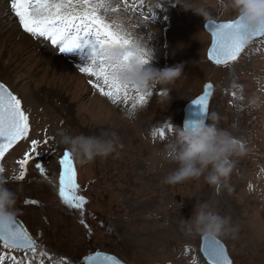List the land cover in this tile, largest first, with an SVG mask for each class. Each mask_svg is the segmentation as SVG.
<instances>
[{
	"label": "rangeland",
	"instance_id": "obj_1",
	"mask_svg": "<svg viewBox=\"0 0 264 264\" xmlns=\"http://www.w3.org/2000/svg\"><path fill=\"white\" fill-rule=\"evenodd\" d=\"M112 3L119 11L110 13L109 20L118 14L125 16L131 36L143 38L153 51V61L146 67L184 68L173 85L154 89L148 102L135 109L132 100L113 104L89 83L94 77L80 71L92 65L91 45L60 53L49 41L25 33L10 0H0V31L11 29L31 44L26 49L0 40V69L29 77L38 86L31 92L24 85L15 88L0 75V82L21 100L31 126L29 139L0 160L3 175L10 177L7 186L17 193L15 219L44 250L67 258L70 264H82L83 257L95 251L113 255L124 264H207L200 252L201 236L189 238L181 230V221L191 218L196 205L206 203L221 216L231 217L238 228L233 235L217 238L232 264H264V37L250 42L230 66L214 65L206 57L210 45L203 28L206 21L183 8L205 7L215 22L234 20L235 13L222 9L216 0ZM44 53L66 69L56 73L55 66H38L36 56ZM29 54L34 56L27 63L24 59ZM205 83L213 85L208 122L212 123L210 116L216 113L217 127L231 131L246 154L231 158L233 171L219 185H210L204 176L164 184V177L177 167L165 156V146L176 139L184 106L201 94ZM253 98H259V107L250 104ZM59 129L85 135L115 132L122 145L115 153L88 164L73 159L81 194L88 200L83 217L58 195V161L66 150L57 143ZM45 138L49 142L41 145L42 153L36 159L46 167L47 178L32 161L23 181L11 179L19 174L16 161L31 140ZM33 200L37 203H27ZM81 218L87 227L80 223Z\"/></svg>",
	"mask_w": 264,
	"mask_h": 264
},
{
	"label": "snow or ice",
	"instance_id": "obj_2",
	"mask_svg": "<svg viewBox=\"0 0 264 264\" xmlns=\"http://www.w3.org/2000/svg\"><path fill=\"white\" fill-rule=\"evenodd\" d=\"M125 4L127 0H124ZM10 7L23 31L36 39L49 41L60 53L72 52L85 46L92 47V65L80 69L89 77L93 88L107 97L113 104L133 101V109L137 105H145L152 93H143L138 89L122 88L109 77V68L102 61L97 62L95 55L98 49L112 46L126 47L132 43L131 34L118 31L110 13L119 11V6H113L112 0H10ZM147 19V18H145ZM208 27L212 34V47L208 58L215 65L230 66L237 61L245 51V29L238 20L222 23H210ZM264 37V24L251 41ZM129 57H125L127 61ZM141 62H144L143 59ZM205 86L204 94L192 102L206 116L209 109V89ZM187 128V127H186ZM31 126L29 115L22 108L21 100L17 98L3 83H0V160H3L9 150L21 141L29 139ZM163 136V132L160 133ZM48 139H32L23 157L16 161L19 174L13 180L23 181L27 174V166L35 161V167L40 175L47 178L46 167L37 161L42 153L41 145H47ZM58 195L61 202L68 208L77 211L83 217L88 200L81 194L78 183L77 168L71 154L65 150L58 161ZM5 171L0 165V173ZM36 204V201H28ZM80 223L87 227L83 218ZM0 264H70L67 258H57L44 250V247L34 239L29 230L17 219H0ZM13 252L24 253L23 257L12 255ZM202 252L207 264H232L225 248L217 239H205ZM82 264H121V261L102 251H95L83 257Z\"/></svg>",
	"mask_w": 264,
	"mask_h": 264
},
{
	"label": "clouds",
	"instance_id": "obj_3",
	"mask_svg": "<svg viewBox=\"0 0 264 264\" xmlns=\"http://www.w3.org/2000/svg\"><path fill=\"white\" fill-rule=\"evenodd\" d=\"M217 5L226 11L235 13L243 28L244 44L247 46L264 24V0H216ZM192 11L205 21H214L211 12L205 7L183 8ZM113 26L120 32L130 34L131 26L125 16L118 14L112 19ZM143 38H133L129 46L104 47L97 50L95 59L109 68V77L122 88L138 89L143 93H152L158 87L173 85L184 73L183 65L163 69L146 67L153 61V51L143 42ZM129 58L125 61V57ZM143 59L144 62H141ZM259 98H253L250 104L260 106ZM212 123L208 120L191 125L176 127V139L170 141L164 149L177 167L164 177L162 183L176 185L190 179L204 176L210 185H219L227 180L233 171V156L245 155L244 145L232 132L217 127L219 116L212 113ZM236 127L235 124L232 126ZM57 143L65 148L79 164L93 162L97 157H107L116 152L118 136L115 132L104 131L99 135L73 134L66 129L56 132ZM4 173V172H3ZM0 173V219L15 218L18 209L17 193L7 185L10 177ZM206 174V175H205ZM11 179H13L11 177ZM181 230L186 237L196 236L217 239L235 234L238 228L233 226L231 217L221 216L210 205H196L192 216L181 221Z\"/></svg>",
	"mask_w": 264,
	"mask_h": 264
},
{
	"label": "bare ground",
	"instance_id": "obj_4",
	"mask_svg": "<svg viewBox=\"0 0 264 264\" xmlns=\"http://www.w3.org/2000/svg\"><path fill=\"white\" fill-rule=\"evenodd\" d=\"M15 32H12L11 29L9 30H1L0 31V40L4 43H6L7 45H17L18 47H22V48H26V49H29L31 47V44H30V41L25 37V38H22L19 34L18 35H14ZM1 43V42H0ZM2 45V44H1ZM25 50V49H24ZM23 50V51H24ZM31 50V49H30ZM8 52H10V50H8ZM32 53L35 54V51H32ZM69 53V52H68ZM43 54V53H42ZM39 55L37 54L36 58H37V61L35 62L38 66H41V65H47L48 67H52V66H55L53 68V72H56V73H60V70L61 69H66L64 65H59L57 61L49 58L47 55ZM72 55V56H71ZM70 57H73V54L71 53ZM34 55L33 54H29L26 56V60L27 63H29V59L30 57H33ZM40 56V57H39ZM72 59V58H71ZM36 60V59H35ZM31 61V60H30ZM52 65V66H51ZM59 65V66H58ZM47 68V67H46ZM56 68V69H55ZM40 70V68H39ZM43 71V70H42ZM42 73V72H41ZM0 75H4L6 76L10 82L12 81L13 84H15V88L16 87H21L22 85L26 86L29 91H34L36 89H38V86L35 85L34 86V81L29 78V77H21L20 75H17V74H14L13 70L10 71V70H5L4 68L0 69ZM43 75V74H42ZM56 77H57V74H54ZM23 76V75H22ZM31 77V76H30ZM34 77V76H33ZM53 77V75H52ZM52 81H54L52 78H51ZM61 83V82H60ZM59 83V84H60ZM62 84V83H61ZM11 87V86H10ZM9 87V88H10ZM17 88V89H18ZM10 90V89H9ZM22 89H20L21 91ZM27 90V89H26ZM59 90V89H57ZM58 92H60L59 94L61 95V91L59 90ZM21 93V92H20ZM15 95V94H14ZM17 95V94H16ZM25 96V95H24ZM25 98V97H24ZM36 101V100H35ZM100 109V108H99Z\"/></svg>",
	"mask_w": 264,
	"mask_h": 264
},
{
	"label": "water",
	"instance_id": "obj_5",
	"mask_svg": "<svg viewBox=\"0 0 264 264\" xmlns=\"http://www.w3.org/2000/svg\"><path fill=\"white\" fill-rule=\"evenodd\" d=\"M210 23H217V22H214V21H211V22H209V21H206L205 23H204V30L207 32V33H209L210 34V37H211V44H210V46H209V48H208V50H207V59L210 61V62H212L209 58H208V52H209V50L211 49V47H212V34H211V30H210V28L208 27V25L210 24ZM218 23H222V22H218ZM258 38H260V37H257V38H255V39H258ZM213 63V62H212ZM214 64V63H213ZM1 83V82H0ZM208 84H211V83H206L204 86H203V88H202V94L201 95H203L204 94V89H205V86L206 85H208ZM212 85V84H211ZM212 90H213V87L211 88V89H209L208 91H209V102H210V98H211V95H212ZM207 114H208V112H207ZM207 114H206V116L205 115H203L201 112H200V109H199V107L197 106V105H195L192 101L191 102H189L185 107H184V116H183V121H182V125H183V127L184 128H188V127H191V125H193V124H195V123H199V122H201V121H206V119H207ZM205 239H208L207 237H203V236H201V238H200V252H201V254L203 255V257L206 259V257L204 256V254H203V252H202V246H203V243H204V241H205ZM218 240V239H217ZM219 241V240H218ZM220 242V244L225 248V246H224V244L221 242V241H219ZM225 251H226V254H227V250H226V248H225ZM227 257H228V254H227ZM228 259H229V257H228ZM207 260V259H206ZM230 260V259H229ZM121 264H124L123 262H121Z\"/></svg>",
	"mask_w": 264,
	"mask_h": 264
}]
</instances>
